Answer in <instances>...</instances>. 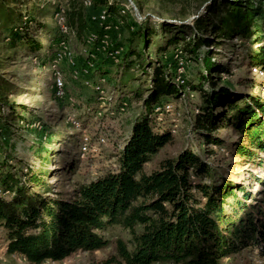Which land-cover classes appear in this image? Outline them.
I'll return each instance as SVG.
<instances>
[{
    "label": "trees",
    "instance_id": "1",
    "mask_svg": "<svg viewBox=\"0 0 264 264\" xmlns=\"http://www.w3.org/2000/svg\"><path fill=\"white\" fill-rule=\"evenodd\" d=\"M166 1L174 5L178 0ZM4 3L0 0L1 5ZM90 3L91 10L114 9L107 0ZM263 3L238 0L224 4L228 11L213 27L214 38L250 39L254 34L259 37L253 45L260 44L264 41ZM82 4L72 2L63 14L64 27L78 39L88 30ZM207 9L211 13L210 7ZM203 25L201 18L194 21L193 39L185 49L180 48L176 36L159 49L167 62L154 69L144 88L150 87L142 100L146 114L134 122L115 172L77 183L68 197L50 195L48 169L29 167L26 174L0 172V247L6 254L24 257L30 264H43L62 261L74 253L97 252L111 244L112 254L98 264H219L243 250L264 257V172L255 175L248 170L250 174L238 182L229 172H219L220 164L206 161L191 150L162 160L149 173L145 171V165L171 141L170 135L157 132L151 116L156 108L181 99L182 88H189L185 75L168 72L169 63L176 64L187 53L197 55L202 47L207 51L202 58L206 67L203 77L212 92L204 96L203 109L198 108L194 115L193 132L201 133L205 145L221 148L220 129H233L238 138L231 150L241 166L264 171V99L232 94L227 86L216 89L225 71L212 60L211 47L216 40L201 39L198 34ZM146 31L133 32L122 52L125 58L143 56L134 45H151L154 30ZM8 37L18 50L42 49L23 32ZM248 58L252 69H261L256 71L264 80V43ZM98 69L106 80L109 73ZM178 77L183 86L176 84ZM208 153L216 155L214 150ZM40 160L46 167L47 155ZM249 181L250 187L246 185ZM256 186L261 190L253 193ZM116 229L127 233L128 238L112 236Z\"/></svg>",
    "mask_w": 264,
    "mask_h": 264
},
{
    "label": "rangeland",
    "instance_id": "2",
    "mask_svg": "<svg viewBox=\"0 0 264 264\" xmlns=\"http://www.w3.org/2000/svg\"><path fill=\"white\" fill-rule=\"evenodd\" d=\"M235 1L238 0H178L172 5L166 0H107L114 5L112 11L106 7L91 10L82 4L88 30L78 39L64 27L63 14L69 4L83 0H5L4 5L0 4V172L26 174L29 167L48 169L50 195L61 193L64 197L72 195L77 183L115 172L118 155L134 122L146 114L142 100L150 87L144 88L154 69L167 62L159 49L172 36L180 40V48L188 47L198 18L204 20L200 38L216 40L211 47L212 60L225 71L219 76L216 89L227 86L232 94L264 99V80L256 71L261 69H252L248 63L251 51L264 41L253 45L259 37L254 34L250 39L214 38L213 27L228 11L224 4ZM104 11L106 16L101 19ZM138 29L147 33L154 30L151 45L136 44V52L143 56L125 58L124 46ZM20 30L42 49L14 48L8 36L22 33ZM59 36L63 40L57 39ZM205 52L202 47L197 55L187 53L185 59L169 63L168 72L185 75L189 88H182L181 99L153 111L155 129L170 135L171 141L145 165V171L149 173L162 160L191 150L206 161L220 164L219 172H229L231 178L241 182L246 173L250 174L248 170L255 175L264 171L241 166L231 150L238 134L231 128L220 129L223 145L217 148L205 145L201 133L192 129L195 113L198 108L203 109L204 96L212 92L203 77ZM120 63L123 64L118 66ZM97 68L109 73L106 80ZM176 84L183 86L184 81L178 77ZM137 95L141 97L136 98ZM211 150L215 156L208 153ZM45 154L46 167L40 164V157ZM246 185L250 187L251 181ZM252 188L253 193L261 190L258 186ZM111 235L128 238L119 229L111 231ZM112 251L110 244L97 252L74 253L62 261L43 264H98ZM0 264L30 263L24 257L6 254L1 246ZM219 264H264V257L243 250Z\"/></svg>",
    "mask_w": 264,
    "mask_h": 264
},
{
    "label": "bare ground",
    "instance_id": "3",
    "mask_svg": "<svg viewBox=\"0 0 264 264\" xmlns=\"http://www.w3.org/2000/svg\"><path fill=\"white\" fill-rule=\"evenodd\" d=\"M83 5L85 6V7H90L91 6V3H90V0H83ZM103 15L101 16V19H104V15H105V11L102 13ZM106 16V15H105ZM99 17V16H98ZM97 17V18H98ZM95 20V19H94ZM100 21V20H99ZM255 71V70H254ZM57 83H59V88H60V85H61V82H60V80H57ZM85 140V142H87V139L85 138L84 139Z\"/></svg>",
    "mask_w": 264,
    "mask_h": 264
},
{
    "label": "built area",
    "instance_id": "4",
    "mask_svg": "<svg viewBox=\"0 0 264 264\" xmlns=\"http://www.w3.org/2000/svg\"><path fill=\"white\" fill-rule=\"evenodd\" d=\"M59 96H61V95H59Z\"/></svg>",
    "mask_w": 264,
    "mask_h": 264
}]
</instances>
